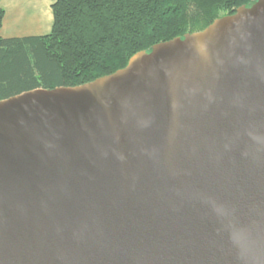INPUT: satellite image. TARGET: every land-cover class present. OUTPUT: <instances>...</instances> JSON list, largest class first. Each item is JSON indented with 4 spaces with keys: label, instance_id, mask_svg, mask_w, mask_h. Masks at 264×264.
<instances>
[{
    "label": "water",
    "instance_id": "obj_1",
    "mask_svg": "<svg viewBox=\"0 0 264 264\" xmlns=\"http://www.w3.org/2000/svg\"><path fill=\"white\" fill-rule=\"evenodd\" d=\"M228 18L0 101V264H264V0Z\"/></svg>",
    "mask_w": 264,
    "mask_h": 264
},
{
    "label": "trees",
    "instance_id": "obj_2",
    "mask_svg": "<svg viewBox=\"0 0 264 264\" xmlns=\"http://www.w3.org/2000/svg\"><path fill=\"white\" fill-rule=\"evenodd\" d=\"M255 0H56L39 36L0 35V101L74 87L124 68L152 46L199 32ZM4 11L0 9V28Z\"/></svg>",
    "mask_w": 264,
    "mask_h": 264
},
{
    "label": "crops",
    "instance_id": "obj_3",
    "mask_svg": "<svg viewBox=\"0 0 264 264\" xmlns=\"http://www.w3.org/2000/svg\"><path fill=\"white\" fill-rule=\"evenodd\" d=\"M56 0H0L4 11L0 35L4 38L39 36L53 25L52 4Z\"/></svg>",
    "mask_w": 264,
    "mask_h": 264
},
{
    "label": "bare ground",
    "instance_id": "obj_4",
    "mask_svg": "<svg viewBox=\"0 0 264 264\" xmlns=\"http://www.w3.org/2000/svg\"><path fill=\"white\" fill-rule=\"evenodd\" d=\"M239 16L235 17L234 20H236ZM232 18L231 19H222V20H217L214 25L209 29L208 32L203 33L202 35H198L196 40H191V41H197V42H206L210 39H213L219 35H221L225 30L229 27V25L232 23ZM233 20V21H234ZM143 58V56H142ZM139 59V58H138ZM137 61V59H135Z\"/></svg>",
    "mask_w": 264,
    "mask_h": 264
},
{
    "label": "rangeland",
    "instance_id": "obj_5",
    "mask_svg": "<svg viewBox=\"0 0 264 264\" xmlns=\"http://www.w3.org/2000/svg\"><path fill=\"white\" fill-rule=\"evenodd\" d=\"M257 0H255L254 2H252L250 5H247L246 7L247 8H249L252 4H254L255 2H256ZM235 14V12L233 13V14H230V15H226V16H232V15H234ZM226 16H221L220 18H218V19H220V20H222V19H224ZM203 32V31H202ZM196 33H200V31L199 32H193V33H188V34H185L184 36H182V37H178V40H185L186 39V37L188 36V35H194V34H196ZM151 50H152V47H151V49L150 50H148V51H144V52H146V53H150L151 52Z\"/></svg>",
    "mask_w": 264,
    "mask_h": 264
}]
</instances>
